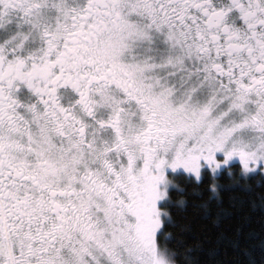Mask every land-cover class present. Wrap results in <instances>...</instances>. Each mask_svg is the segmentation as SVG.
I'll use <instances>...</instances> for the list:
<instances>
[{
	"label": "snow or ice",
	"instance_id": "1",
	"mask_svg": "<svg viewBox=\"0 0 264 264\" xmlns=\"http://www.w3.org/2000/svg\"><path fill=\"white\" fill-rule=\"evenodd\" d=\"M0 264H264V0H0Z\"/></svg>",
	"mask_w": 264,
	"mask_h": 264
}]
</instances>
